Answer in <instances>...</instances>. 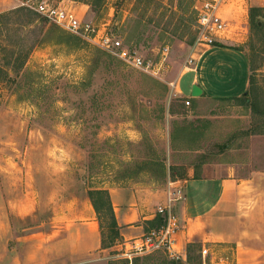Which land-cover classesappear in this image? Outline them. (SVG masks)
I'll use <instances>...</instances> for the list:
<instances>
[{
	"label": "rangeland",
	"instance_id": "rangeland-1",
	"mask_svg": "<svg viewBox=\"0 0 264 264\" xmlns=\"http://www.w3.org/2000/svg\"><path fill=\"white\" fill-rule=\"evenodd\" d=\"M42 1L72 11L91 27L88 35L94 39L36 13ZM196 1L11 0L6 5L1 13L26 8L33 19H41L35 28L25 25L26 12L0 21V186L32 191L37 199L32 216L14 219L16 229H25L21 234L62 227L56 217L63 202L87 198L89 189L169 188L188 169L198 174L203 164L222 156L237 160L241 177L264 171V135H246L250 128L264 131V122L250 109L209 99L185 106L180 96L178 77L190 59L208 48L197 29ZM242 11V6L224 9L228 20L220 42L244 50L251 62L249 82L244 55L219 43L201 55L196 75L200 83L207 80L218 98L239 97L250 89L264 112V35L252 36ZM42 25L51 30V41L35 48L19 68ZM57 31L71 41L56 43ZM103 35L135 51L147 72L104 52L98 46ZM193 75L180 80L184 96H190L185 90ZM174 123L201 130L202 137L192 143L196 150L171 148ZM101 222L105 229L106 217ZM61 236L60 231L54 240ZM233 248L196 245L184 257L189 264H221V259L232 264ZM106 250L60 264H160L165 257L156 252L129 260L122 251ZM36 253L28 254L25 264H40ZM143 257L150 259L143 262ZM136 258L141 260L135 263Z\"/></svg>",
	"mask_w": 264,
	"mask_h": 264
},
{
	"label": "crops",
	"instance_id": "crops-1",
	"mask_svg": "<svg viewBox=\"0 0 264 264\" xmlns=\"http://www.w3.org/2000/svg\"><path fill=\"white\" fill-rule=\"evenodd\" d=\"M10 3L11 0L0 1V13L6 11V5ZM241 6L244 13L242 20L245 21L249 7H264V3L259 0H226L219 14L223 20H228V17L223 16L224 9ZM220 45L223 48H235L244 55L249 82L250 71L245 52L240 50L239 45ZM208 50L213 49L208 47L202 54ZM201 55L176 81L180 96L194 103L220 99L207 80L199 82L196 65ZM192 73L194 75L190 77L185 90L186 95L190 96H184L180 80ZM193 86L202 91L200 97H191ZM222 157L203 164L195 179L194 168L188 169L186 177L178 178L169 188L134 186L107 189L122 237V243L112 249L121 252L124 245L139 241L145 235L143 223L155 218L157 208L171 207L174 213L178 208L175 215L180 229L172 243L178 255L184 257L189 244L202 247L228 246L231 249L235 246L232 264H264V171L252 170L248 176L241 177L237 160ZM172 186L180 190V199L170 204L169 194L175 190ZM36 203L32 191L23 192L18 187L11 189L0 186V264H25L27 255L36 249L40 264H60L64 259L82 260L107 251L100 247L96 214L88 198L67 199L63 202L60 214L56 217L62 227L53 225L48 233L36 231L21 234L25 229H16L14 219L19 221L32 216ZM60 231L62 236L54 240ZM220 261L221 264L225 263V259Z\"/></svg>",
	"mask_w": 264,
	"mask_h": 264
},
{
	"label": "built area",
	"instance_id": "built-area-1",
	"mask_svg": "<svg viewBox=\"0 0 264 264\" xmlns=\"http://www.w3.org/2000/svg\"><path fill=\"white\" fill-rule=\"evenodd\" d=\"M222 0H197L195 7L197 18V29L200 39L206 47L213 46L216 42L220 41L221 36L226 30L224 20L221 18L220 4ZM36 13L43 18L51 21L62 29L72 33L80 34V36L87 39L91 38L88 33L91 30L89 25H82L74 13L67 9H62L42 1L37 8L34 9ZM98 46L108 54L112 55L125 66L147 72V66L141 57L133 50L123 46L119 39L111 38L110 36L103 35L98 43ZM194 59L189 60L191 66ZM188 68H191V67ZM185 106H189V100L184 101ZM174 182H169V186ZM180 199V190L175 189L174 192L169 194L168 203L176 202ZM156 213L163 219V225L157 230H150L137 242L123 246L122 255L127 259L132 256L149 255L156 252L162 253L169 260L177 261L180 264H189L185 257H182L174 252L172 243L174 236L180 229L179 220L171 207H159ZM207 250H201L202 258L207 255ZM205 264V261H203Z\"/></svg>",
	"mask_w": 264,
	"mask_h": 264
},
{
	"label": "trees",
	"instance_id": "trees-1",
	"mask_svg": "<svg viewBox=\"0 0 264 264\" xmlns=\"http://www.w3.org/2000/svg\"><path fill=\"white\" fill-rule=\"evenodd\" d=\"M21 12H26L29 16L25 21V25L28 27H38V24L41 19H33L31 16L33 13L26 8H17L11 10L9 12L1 13L0 14V21L8 18L11 15H17ZM31 15V16H30ZM247 19H248V26L249 31L252 36H263L264 35V7H250L247 11ZM37 24V25H36ZM45 26L42 25L39 28V35L36 39H34L30 46L27 47L25 53L23 54V59H21L19 63V68L24 65V61L28 58L29 54L38 46L48 43L51 41L50 39V31H46L44 29ZM60 34L56 43H68L71 41L70 37L64 35V33L57 31ZM252 39V38H251ZM222 44V42L218 41L216 44ZM250 46L252 47L251 43ZM253 48V47H252ZM240 50L242 48L240 47ZM244 51V50H243ZM249 71L251 62L247 57ZM18 70V69H17ZM17 73V71H16ZM251 85V82H250ZM219 101H234L237 103L238 106H243L251 110L254 117L258 118L260 122H264V112L259 111L257 108L256 100L251 96V91L246 90L244 94L239 97H226L220 98ZM185 101V100H184ZM190 103V102H189ZM259 129V130H258ZM202 132L198 127H194L192 124L187 125H179L178 123H174L172 127V132L170 134V145L173 150H178L182 148H186L189 151L196 150V147H193V142H195L196 138L199 136L202 137ZM246 135H264V131H260L259 127L250 128L247 130ZM198 177V174L194 170V179ZM179 179H184V175H180ZM87 198L91 203V206L96 214V220L98 223V228L100 232V247L102 250L111 249L114 246L121 244L122 237L120 235V227L117 224L114 211L110 202L109 193L107 190L104 189H89L87 191ZM102 217H106L107 223L104 229L101 219ZM163 225V219L160 215H156L154 219L150 221H145L143 223L144 231L147 233L150 230H157ZM196 246L195 244H189L186 248V253L189 252L191 247ZM150 257H143V262L149 260ZM141 260L140 258H136L134 262ZM160 264H180L177 261L169 260L167 257L162 260Z\"/></svg>",
	"mask_w": 264,
	"mask_h": 264
},
{
	"label": "water",
	"instance_id": "water-1",
	"mask_svg": "<svg viewBox=\"0 0 264 264\" xmlns=\"http://www.w3.org/2000/svg\"><path fill=\"white\" fill-rule=\"evenodd\" d=\"M190 94H191L192 98H198V97L201 96L202 91L197 86H193L191 88V93Z\"/></svg>",
	"mask_w": 264,
	"mask_h": 264
}]
</instances>
